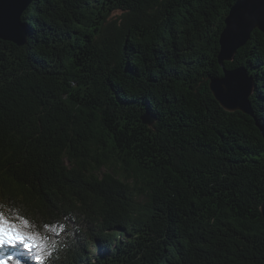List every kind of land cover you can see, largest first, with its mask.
<instances>
[{
  "label": "trees",
  "instance_id": "1",
  "mask_svg": "<svg viewBox=\"0 0 264 264\" xmlns=\"http://www.w3.org/2000/svg\"><path fill=\"white\" fill-rule=\"evenodd\" d=\"M236 1L33 0L0 40V212L32 264H264V34L224 63L253 117L209 87Z\"/></svg>",
  "mask_w": 264,
  "mask_h": 264
},
{
  "label": "water",
  "instance_id": "2",
  "mask_svg": "<svg viewBox=\"0 0 264 264\" xmlns=\"http://www.w3.org/2000/svg\"><path fill=\"white\" fill-rule=\"evenodd\" d=\"M33 0H0V40L17 47L27 43V31L21 16ZM254 30L264 34V0H238L230 8L219 36L218 64L221 78L212 79L210 91L216 102L228 112H240L253 117L249 98L254 81L244 67L229 70L224 63L233 61L236 52L243 48ZM264 139V132L261 131ZM264 219V203L260 207Z\"/></svg>",
  "mask_w": 264,
  "mask_h": 264
},
{
  "label": "snow or ice",
  "instance_id": "3",
  "mask_svg": "<svg viewBox=\"0 0 264 264\" xmlns=\"http://www.w3.org/2000/svg\"><path fill=\"white\" fill-rule=\"evenodd\" d=\"M28 227L27 220L20 225L14 218L0 212V250L6 252L5 255L0 256V264H10L14 259L15 264H21L20 258H23V264H32L28 254L33 253L38 246L42 248L43 245L37 244V234L25 231ZM36 259L39 264H44V260L39 256Z\"/></svg>",
  "mask_w": 264,
  "mask_h": 264
}]
</instances>
